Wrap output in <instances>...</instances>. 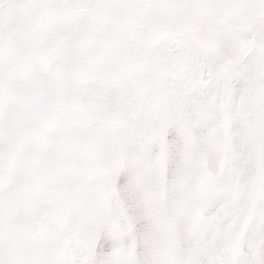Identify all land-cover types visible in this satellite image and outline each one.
<instances>
[{"label":"snow or ice","instance_id":"snow-or-ice-1","mask_svg":"<svg viewBox=\"0 0 264 264\" xmlns=\"http://www.w3.org/2000/svg\"><path fill=\"white\" fill-rule=\"evenodd\" d=\"M0 264H264V0H0Z\"/></svg>","mask_w":264,"mask_h":264}]
</instances>
